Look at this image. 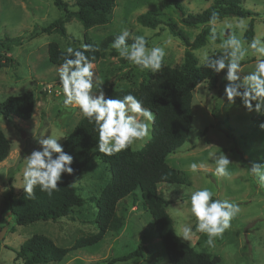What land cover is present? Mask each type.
Masks as SVG:
<instances>
[{
	"label": "rangeland",
	"instance_id": "obj_1",
	"mask_svg": "<svg viewBox=\"0 0 264 264\" xmlns=\"http://www.w3.org/2000/svg\"><path fill=\"white\" fill-rule=\"evenodd\" d=\"M69 8L72 0H66ZM186 13L195 14L211 5L212 0H178ZM241 7L252 12L251 16H228L215 21L218 42H210L194 50L197 64L202 65V57L223 51L220 47L222 32L231 26V31L243 40V33L250 18H253V39L264 40V0H241ZM147 10H154L163 22L174 24L192 40L202 26L188 27L180 23L179 13L165 0H115L109 22L84 29L77 19L71 18L64 26L67 36L57 33L40 34L31 38L35 28L46 26L62 16L53 0H0V54L11 59V63L0 67V102L8 96L26 91L34 95V109L30 119L0 117V128L10 143L7 157L0 162V230L5 228L0 238V264H20L15 259V251L20 244L33 234L49 237L57 246L70 248L76 239L96 231L94 199L110 178L107 166L98 156L90 162L74 180L76 192L85 199L80 207L56 220H38L18 225L4 209L2 199L11 191L19 194L23 188L24 158L39 149L37 138L41 135L59 136L63 143L75 124L82 117L79 109L63 104L64 96L59 81L58 68L48 61L47 44L56 41L62 49L77 46L86 33L95 42L107 35L128 29L133 35H143L148 47L161 46L166 55L163 66L180 67L184 46L172 36L166 26L156 28L142 26L136 17ZM213 25L209 24L211 28ZM16 39L20 42L15 43ZM77 40L76 43L72 40ZM15 41V42H12ZM244 41V40H243ZM245 42V47H247ZM3 47H2V46ZM8 51H5L6 48ZM1 57V62H6ZM258 58L249 50L241 65V77L253 70ZM92 70L97 82L115 88H134L153 77L155 73L141 71L129 61L122 59L117 50L110 47L104 58L93 63ZM221 75L214 88L208 89L204 82L192 91V121L186 139L175 152L166 157V162L177 169L181 183H159L158 191L168 200L166 212L173 221L177 237L197 250H204L218 257L217 264H264V185L252 176L249 167L253 162H264V113L249 111L240 97L229 104L225 96L228 83ZM49 89V91H48ZM243 89H241L242 91ZM99 95L98 90H94ZM253 105L255 101L252 102ZM151 129V124L149 125ZM145 142L131 145L133 150L141 148ZM97 145L93 151L98 152ZM212 153H224L231 161L228 175H214L215 163ZM192 163L204 167L193 173ZM202 187L210 188L214 198L227 199L237 203L240 213L231 221V227L221 237L214 238L209 245L208 236L193 230L191 238L184 240L185 226L195 228L196 220L190 214V193ZM117 214L124 219L118 232H107L99 243L70 251L62 260L46 264H104L109 257L123 255L144 245L143 257H134L115 264H170L159 238L155 234L151 216L143 207L140 192L122 200L117 205ZM8 217H10L8 219Z\"/></svg>",
	"mask_w": 264,
	"mask_h": 264
},
{
	"label": "trees",
	"instance_id": "obj_2",
	"mask_svg": "<svg viewBox=\"0 0 264 264\" xmlns=\"http://www.w3.org/2000/svg\"><path fill=\"white\" fill-rule=\"evenodd\" d=\"M179 13V21L188 27L202 26L195 37L190 40L187 35L174 24L163 22L154 10H147L136 17L142 26L156 28L163 24L170 34L178 38L182 45L183 61L180 67L163 66L153 77L141 82L137 87L115 88L112 85L104 87L105 98H122L132 93L152 110L155 120L151 123L150 138L139 149L131 146L112 156L93 151L97 145L98 133L94 125L83 116L73 127L62 143L65 152L73 155L72 174H62L58 182V190L51 196L34 189V198H30L24 189L19 194L8 191L2 203L4 209L10 212L12 220L18 225L32 223L38 220H56L69 215L73 208L83 205L85 199L76 192L74 180L93 156H98L109 172L110 178L94 199L96 214L94 224L96 231L79 237L70 248L57 246L49 237L43 234H33L25 239L15 251V259L20 264H46L62 260L70 251L91 246L103 240L107 232H118L124 225V219L117 214V205L128 197H133L139 190L143 207L148 210L154 226V231L160 240L170 264H217V256L204 250H197L180 240L174 230L173 221L166 212L168 200L158 191L159 183H181L180 172L166 162V157L175 152L185 141L192 121V91L201 82L208 89L214 88L225 71L215 73L203 65L197 64L194 50L204 45L211 35L210 20L216 15V20L224 17H246L252 12L241 7V0H212L210 6L201 12L186 13L178 0H165ZM53 4L62 11V16L54 19L46 26L33 29L31 38L40 34L57 33L67 36L64 24L75 18L84 29L103 25L110 21L115 6V0H72V7L66 0H53ZM253 18H250L243 33V40L250 43L253 40ZM119 33L110 34L95 42L85 33L80 43L73 47L82 49L84 45H92L95 49L87 53L95 57L93 63L104 58L106 50ZM220 40L219 36L215 42ZM16 41V42H15ZM15 43L20 41L16 39ZM76 43L77 40L73 39ZM131 39L128 43L131 44ZM2 46V45H1ZM4 46V45H3ZM2 46V47H3ZM7 47L5 51H8ZM222 51L210 55H218ZM4 54V53H3ZM0 54V58H6ZM66 49H62L56 41L47 44L48 61L60 66L63 63ZM11 63L9 57L1 62L0 67ZM243 62H241V65ZM34 109V95L30 91L8 96L0 102V117H16L21 120L31 118ZM10 143L0 128V162L8 155ZM144 245H138L134 250L119 256H111L104 264H115L134 257H143Z\"/></svg>",
	"mask_w": 264,
	"mask_h": 264
},
{
	"label": "clouds",
	"instance_id": "obj_3",
	"mask_svg": "<svg viewBox=\"0 0 264 264\" xmlns=\"http://www.w3.org/2000/svg\"><path fill=\"white\" fill-rule=\"evenodd\" d=\"M216 15L210 20V42L218 39L217 28L214 26ZM224 39L220 43L223 50L218 55H205L201 63L203 67L215 73L225 71V96L229 104L234 98L240 97L249 111L264 113V58H258L253 70L241 77L243 69L241 62L249 50L253 55L264 57V40L254 38L245 47L238 35L231 31L229 25L221 33ZM131 39V44L128 43ZM111 47L119 53L122 59L129 61L141 71L151 73L160 71L164 65L166 51L164 47H148V40L143 35H133L128 29H123L114 37ZM92 45L86 44L82 49L68 47L63 63L58 68L59 81L64 96L63 104L74 106L80 114L94 125L98 133L97 151L107 156L128 149L136 142H145L150 138L149 125L154 122L155 115L151 109L144 107L140 99L132 93L122 98H105L102 89L103 82L94 81L93 60L87 53L94 51ZM241 89H243L241 91ZM94 90L99 91L96 95ZM253 101L255 104L253 105ZM264 129V123L260 125ZM59 136L41 135L37 138L39 149L33 150L24 158L23 189L30 198H34V189L49 196L58 190V182L62 174H72L73 155L65 152ZM215 163L214 175L227 176L230 159L224 153H212ZM203 164L192 163L189 170L193 173L203 168ZM252 176L260 185H264V162H253L249 167ZM3 192V191H0ZM215 193L208 187H202L190 193V214L196 224L185 226L182 238L189 240L193 230L208 236L211 245L214 238L221 237L231 227V221L240 213L239 205L231 200L214 198Z\"/></svg>",
	"mask_w": 264,
	"mask_h": 264
},
{
	"label": "water",
	"instance_id": "obj_4",
	"mask_svg": "<svg viewBox=\"0 0 264 264\" xmlns=\"http://www.w3.org/2000/svg\"><path fill=\"white\" fill-rule=\"evenodd\" d=\"M7 214L10 215V212H7ZM9 218H10V217H8V219H9ZM3 231H5V228H2V229L0 230V238L2 237Z\"/></svg>",
	"mask_w": 264,
	"mask_h": 264
},
{
	"label": "built area",
	"instance_id": "obj_5",
	"mask_svg": "<svg viewBox=\"0 0 264 264\" xmlns=\"http://www.w3.org/2000/svg\"><path fill=\"white\" fill-rule=\"evenodd\" d=\"M48 91H49V89H48Z\"/></svg>",
	"mask_w": 264,
	"mask_h": 264
}]
</instances>
